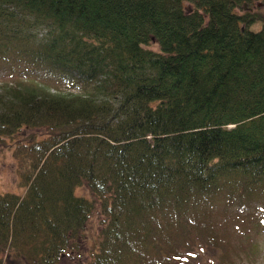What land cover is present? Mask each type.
Wrapping results in <instances>:
<instances>
[{
  "label": "trees",
  "instance_id": "1",
  "mask_svg": "<svg viewBox=\"0 0 264 264\" xmlns=\"http://www.w3.org/2000/svg\"><path fill=\"white\" fill-rule=\"evenodd\" d=\"M0 75V149L47 130L17 143L0 264L80 254L96 213L87 264H184L215 204L264 215V0H0Z\"/></svg>",
  "mask_w": 264,
  "mask_h": 264
},
{
  "label": "rangeland",
  "instance_id": "2",
  "mask_svg": "<svg viewBox=\"0 0 264 264\" xmlns=\"http://www.w3.org/2000/svg\"><path fill=\"white\" fill-rule=\"evenodd\" d=\"M239 12V11H238ZM258 24L251 29L260 30ZM43 33L41 32L40 36ZM151 51L158 52L159 47L156 44L145 46ZM0 85L3 83V77L0 75ZM6 77V76H5ZM10 84L21 81L20 78L6 80ZM6 83V82H5ZM40 82L36 81L35 84ZM49 91L53 93H73L83 94L84 90H72L66 85H62L55 80L47 83ZM90 90H88L89 92ZM37 134V139L46 137L47 130L39 129L35 131H23L19 136L13 139H7L8 147L0 149V196L7 194L23 197L25 190L23 176L30 173V157L17 155L18 142L24 145L30 134ZM76 194L92 200V196L87 189H77ZM263 213L249 208L245 213H237L236 209L224 208V203L215 204L205 227L206 237H210L207 247L201 251L202 257H194L184 264H264V218ZM104 217L97 213L91 216L86 227V241L80 254H69L61 259V264H87L92 258V253L99 242L100 232L103 230ZM202 236L204 234L201 232ZM2 257V254L1 256ZM14 257L10 256L6 264H17Z\"/></svg>",
  "mask_w": 264,
  "mask_h": 264
}]
</instances>
